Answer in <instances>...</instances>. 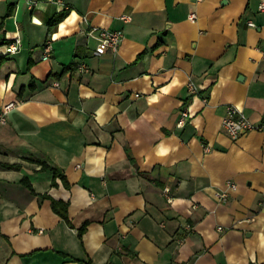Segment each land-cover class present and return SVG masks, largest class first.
I'll use <instances>...</instances> for the list:
<instances>
[{
	"label": "crops",
	"instance_id": "crops-1",
	"mask_svg": "<svg viewBox=\"0 0 264 264\" xmlns=\"http://www.w3.org/2000/svg\"><path fill=\"white\" fill-rule=\"evenodd\" d=\"M263 1L0 0V264H264Z\"/></svg>",
	"mask_w": 264,
	"mask_h": 264
},
{
	"label": "built area",
	"instance_id": "built-area-1",
	"mask_svg": "<svg viewBox=\"0 0 264 264\" xmlns=\"http://www.w3.org/2000/svg\"><path fill=\"white\" fill-rule=\"evenodd\" d=\"M31 8L36 5L35 0H26ZM261 11H264V1L261 3L260 6ZM190 19L192 21L197 20L196 12H192ZM124 20L129 21V17H124ZM251 26H255L254 23H250ZM98 34V46L96 48V55H102L107 51H112L114 53L118 52L122 41L124 39V32L122 30H96L94 29L89 34ZM21 49V42L17 40L14 43H11L6 46L5 54L13 55L20 51ZM44 60H50L52 56V44L51 41H47L43 46ZM80 72L86 73L89 71L86 64L81 63L76 66ZM54 87H59L60 83L55 81L53 84ZM188 90L191 95H197L199 93L196 84L193 81H190L188 84ZM18 106L17 102H10L5 105L0 106V126L6 125L8 123L10 113L16 109ZM191 119V112L188 106H184L181 110V119L180 125H185ZM223 129L224 131L234 140L240 138L246 132L252 130H262L264 129V122L261 125L255 124L252 120H250L242 110L236 108L235 106H230L227 110V114L223 121ZM237 185L234 183H230V190H236ZM229 198V191H225L220 194V199L222 201H227ZM183 240H180L182 242Z\"/></svg>",
	"mask_w": 264,
	"mask_h": 264
},
{
	"label": "trees",
	"instance_id": "trees-1",
	"mask_svg": "<svg viewBox=\"0 0 264 264\" xmlns=\"http://www.w3.org/2000/svg\"><path fill=\"white\" fill-rule=\"evenodd\" d=\"M67 15V12H64L61 16H59L57 19H56V23L61 21L65 16ZM32 88V87H31ZM27 88H22L19 92V96L22 100H26V98L24 97V93L26 91ZM43 168L45 170L47 169H51L54 174H55V179L56 178H61L63 180V183L64 185L67 187V188H70V184L65 176V174L62 172V171H59L57 168H50V166H48L47 164H44L43 163ZM27 186L32 190V186L27 182V180H25ZM45 197H48V196H45ZM69 202L67 201H64V200H56V199H52V207H53V210L55 211V213H57L60 217H62V219H64V221H66V223H68L69 225L72 226V222H71V219H70V216H69ZM87 225L88 223L84 224L82 228H80V235L82 236L84 234V232L86 231V228H87Z\"/></svg>",
	"mask_w": 264,
	"mask_h": 264
}]
</instances>
